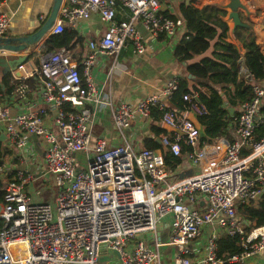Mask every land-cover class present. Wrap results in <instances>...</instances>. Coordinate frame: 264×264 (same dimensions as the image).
<instances>
[{
    "label": "built area",
    "instance_id": "obj_1",
    "mask_svg": "<svg viewBox=\"0 0 264 264\" xmlns=\"http://www.w3.org/2000/svg\"><path fill=\"white\" fill-rule=\"evenodd\" d=\"M164 1L62 0L51 35L93 13L106 23L104 35L88 43L89 52L80 64L69 50L59 49L46 54L38 65H20L18 79L35 83L13 87L10 102L20 109L15 116H10L0 94V138L5 148L17 151L24 163V154L32 147L30 139H35L42 167V175L4 162L0 168L4 184L0 264H100L103 254L110 257L107 264H245L264 249V225L246 230L238 212L239 205L258 203L264 195V137L254 141L262 85L254 86L253 98L239 107L234 139L219 137L202 145L197 128L187 119L191 111L204 114L196 95L183 97L190 105L182 115L165 110V100L177 90L178 80L145 96L136 107L124 102L114 105L93 83L90 69L96 57L116 61L128 45L134 55L144 52L136 22L154 36L175 37L185 28L182 19L171 20L160 13ZM118 9L129 11L127 21L116 20ZM45 20L41 18V23ZM9 27V17L0 12V37H7ZM182 37L187 38L186 32ZM117 66L114 62L112 70ZM105 107L112 108V122L119 131L129 127L136 115L149 118L153 108L164 111L161 124L182 136L162 134V146L174 157L184 156L196 170L172 181L161 152L94 139L93 118ZM76 152L88 156L87 170L72 157ZM37 182L50 185L48 200L41 188L36 190ZM162 223L166 237L157 235ZM210 225L221 233L201 240ZM221 235L238 237L241 248L225 262L217 258L216 241ZM168 247L174 255L166 263L162 251Z\"/></svg>",
    "mask_w": 264,
    "mask_h": 264
},
{
    "label": "crops",
    "instance_id": "obj_2",
    "mask_svg": "<svg viewBox=\"0 0 264 264\" xmlns=\"http://www.w3.org/2000/svg\"><path fill=\"white\" fill-rule=\"evenodd\" d=\"M239 1L245 7V10H239L240 20L244 26H247L251 30L254 35V41L259 46L260 52L264 57V0ZM52 2L53 0H0V12L7 15L10 19V27L7 36L18 37L34 32L35 29L40 26L41 18L45 19L48 16ZM229 3L230 0H165L161 6L160 13L164 17L173 16L179 19L181 17L182 7L195 8L198 10L212 7L225 10L226 17L224 18V21L229 27L225 40L234 45L240 54L236 83H245L251 87L261 85L264 87V78L262 80L252 78L253 76L249 73L245 65L246 50L235 36L236 29L239 26H237V28L234 27L232 20L228 18L230 10L226 8V6ZM129 17V11L117 10V21H127ZM135 27L143 39L145 49L142 54L134 55L131 45H128L120 51L116 61H114V58L112 57H106L103 55L98 56L90 69L91 77L96 89L99 90L100 93H104L107 96L109 95L114 105L124 102L132 107H136L141 99L148 95L157 94L172 80H186L189 90H193L194 87H198L199 90L204 93H209L212 89L219 90L220 95L223 97V106L228 110L230 117L238 111V107L232 108L228 106V100L226 99V95L228 94L229 96L230 91L233 90L231 86L228 87L229 91L221 90L220 87L212 85L208 80L197 82L195 77L188 72V67L191 64L199 62L202 58L208 57L209 59H214L211 52L213 51L212 49H214L212 46H210L203 54L194 55L190 60H182L176 56L175 52L179 42L183 38L182 36L184 35V32H186L185 28L181 29L177 36L169 37L163 33L158 34L157 36L152 35L139 21L135 23ZM106 28V23L101 21L100 17L95 13L91 14L88 19L79 21L75 26L68 25L66 27L67 30L74 31L79 39L72 49L69 50L71 58L76 64H80L81 60L88 54V43L91 41H98L104 35ZM43 42L30 48L24 53L26 55L30 54L26 61L28 67L38 65L40 60L45 56L40 53V47ZM16 57V54L10 52H0V58L10 60ZM218 61L220 62V60ZM114 62H116L118 66L112 70ZM222 64L228 68L230 67L227 63ZM4 75L6 74H3L2 69L0 68V82L2 78L5 77ZM6 76H8L7 85L3 86L4 92L1 94L4 103L9 107L10 116H15L20 112V109L17 105L10 102L11 92L6 93V91L10 87H14L17 84L24 82L29 83L32 86L35 81L34 79L24 80L22 77L21 79H18L20 76H17L16 72L8 73ZM199 83L204 84L200 85ZM224 93H226V95ZM262 102L264 104V97ZM165 104L166 107L174 110L178 115L187 112L186 110H175L169 100H165ZM229 109H233V114H230ZM111 113V107H105L98 110L93 118L91 126L93 138L103 137L111 146L130 144L133 149L139 150L145 148V145L150 141L154 140L156 142L159 140L160 135L162 134H166L171 138H174L177 134L175 132L167 133L163 129L161 121H154L151 118V115L149 118H143L136 115L131 121L129 127L119 131L113 125ZM49 121H51V119H49ZM233 125L234 124L231 123L227 135L228 137H225L228 141L234 139ZM158 130H161V132ZM0 141L3 143L5 149V156L3 159L5 165H12L14 168L21 170L27 168L30 171H34L37 175H42L40 148L35 139H30L28 146L32 145V147L25 152L24 163H20V154L17 151H14L18 153V155L15 156V153L13 154L11 150L5 148L3 138H1ZM160 147L164 148L162 144ZM157 151L161 152L158 149ZM244 152H248V150L244 149L242 153L244 154ZM180 160V164L175 169L168 170L170 180L172 181L181 178V176L184 177L190 172L196 170L190 167L189 162L184 156L181 157ZM47 186L49 187L50 185ZM47 194H50V192ZM43 197L49 199L48 195L44 194ZM253 204L257 205V203ZM202 208H205V204L202 205ZM239 215L246 230L255 227L254 222L245 218L240 213ZM165 228L166 225L162 223L157 235L161 234L162 237H166L167 229ZM211 233L220 234L221 231L213 225L205 227L201 240H206ZM199 244L195 243V245ZM162 252L166 263H168L174 255V250L168 247L164 248ZM202 254L203 251L198 255L200 256ZM245 264H264V249L257 256L247 259Z\"/></svg>",
    "mask_w": 264,
    "mask_h": 264
},
{
    "label": "trees",
    "instance_id": "obj_3",
    "mask_svg": "<svg viewBox=\"0 0 264 264\" xmlns=\"http://www.w3.org/2000/svg\"><path fill=\"white\" fill-rule=\"evenodd\" d=\"M226 11L212 7L203 8L201 10L195 8H181V19L185 24L186 37H183L176 48V56L182 60H190L191 57L206 52L212 46V54L214 59L208 57L202 58L199 62L191 64L188 72L195 77L196 81L208 80L214 86H218L221 90L233 88L230 94L226 95L228 106L239 108L245 102H249L254 94L253 87L245 83H236L238 72V60L240 58L237 48L228 43L225 39L228 34L229 27L224 21ZM171 20L178 18L167 16ZM179 18V19H180ZM237 28V27H236ZM240 31V32H239ZM236 38L241 42L245 54V65L249 73L256 79L264 78V57L260 52L259 46L254 41V35L247 26H239L235 32ZM78 38L74 31L64 30L63 33L50 35L40 47V53L46 55L59 49L70 50ZM220 60V62L218 61ZM222 63H227L230 67H226ZM81 72V67L78 68ZM7 75V74H6ZM2 78L0 82V94L3 93V86L7 85V77ZM200 85L204 83H199ZM13 87H10L6 93H10ZM219 90L212 89L209 93H204L198 87L193 90L188 89L186 80L178 81V88L169 99L171 105L177 111L189 110V102L185 101V95H196L199 101V107L204 114L197 116L200 125L204 130V137H200L201 144H210L219 137H228L231 123L239 116V109L231 117L228 110L224 108L223 97ZM194 101V100H193ZM166 111H174L166 107ZM164 111L157 108L151 110V118L154 121L161 120ZM260 116V117H259ZM257 127L254 133V141H260L264 137V104L260 108ZM161 132V130H158ZM150 150H160L163 154L164 162L167 170L175 169L181 162L180 158L174 157L168 149L160 147L154 140L145 145ZM184 150H187L183 146ZM248 152H244L247 154ZM5 149L0 141V168L3 165ZM4 184L0 174V204L3 203ZM238 212L245 218L254 222V226L264 225V195L261 200L254 205L253 203L239 205ZM217 258L225 262L232 256L241 253L239 246V238L227 235L220 236L216 241Z\"/></svg>",
    "mask_w": 264,
    "mask_h": 264
},
{
    "label": "water",
    "instance_id": "obj_4",
    "mask_svg": "<svg viewBox=\"0 0 264 264\" xmlns=\"http://www.w3.org/2000/svg\"><path fill=\"white\" fill-rule=\"evenodd\" d=\"M61 3L62 0H53L52 6L50 8V12L46 17V20L43 23H41L40 26L36 28L34 32L18 37H14V36L0 37V52L1 53L10 52L12 54L17 55L16 58L10 60H7L5 58H0V68L2 69L3 74L16 72V75L20 76V73L17 71V68L23 63H25L30 55V54L26 55L24 53L27 52L30 48L39 45L41 42L45 41V39H47L51 35L49 32L58 15V11ZM226 8L230 10V13L228 14V18L232 20L233 26L234 27L244 26V24H242L240 20V12H239V10L242 11L245 10L244 5H242L239 0H230V3L226 6ZM196 101L199 103L197 98ZM229 112L230 114H233L234 111L233 109H229ZM187 119L190 120L195 125V127L199 132L200 137H204L203 127L200 125L196 113L192 111L189 112L187 114ZM163 129L167 133L175 132L178 135L182 136L181 132L168 125L164 124ZM156 143L161 146L160 140H157ZM145 239L149 241L150 240L149 235H146Z\"/></svg>",
    "mask_w": 264,
    "mask_h": 264
},
{
    "label": "rangeland",
    "instance_id": "obj_5",
    "mask_svg": "<svg viewBox=\"0 0 264 264\" xmlns=\"http://www.w3.org/2000/svg\"><path fill=\"white\" fill-rule=\"evenodd\" d=\"M13 152V154L15 153V156H17L18 155V153L17 152H14V151H12ZM72 157L76 160V162H77V165L81 168V169H83V170H87V165H88V156L86 155V153H84V152H76V153H73L72 154ZM45 183H42V182H37L36 184H35V187H36V190H38V189H42V195H48V198H50V196L49 195H51L52 193V191H51V189H48L47 188V186H45L44 185ZM44 186L47 188V190H44ZM44 191V192H43ZM48 192H50V194H47ZM44 199L45 200H48L46 197H44ZM50 202H51V204H54V201L53 200H49ZM163 259H165L164 258V256H163ZM109 260H110V257L108 256V255H106V254H103L102 256H101V258L99 259V263L100 264H107V262H109Z\"/></svg>",
    "mask_w": 264,
    "mask_h": 264
},
{
    "label": "bare ground",
    "instance_id": "obj_6",
    "mask_svg": "<svg viewBox=\"0 0 264 264\" xmlns=\"http://www.w3.org/2000/svg\"><path fill=\"white\" fill-rule=\"evenodd\" d=\"M22 248L24 249L25 247H24V246H22ZM22 255H23L22 257H24V253H23Z\"/></svg>",
    "mask_w": 264,
    "mask_h": 264
}]
</instances>
